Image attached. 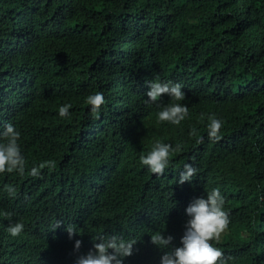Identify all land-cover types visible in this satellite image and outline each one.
Instances as JSON below:
<instances>
[{"label": "trees", "instance_id": "16d2710c", "mask_svg": "<svg viewBox=\"0 0 264 264\" xmlns=\"http://www.w3.org/2000/svg\"><path fill=\"white\" fill-rule=\"evenodd\" d=\"M157 76L182 85L180 124L156 116L177 101L145 102ZM97 91L93 114L85 97ZM9 122L25 173H0V264H75L111 234L137 240L124 264H153L163 250L149 236L180 243L196 187L228 201L226 264H264V0H0V131ZM156 140L181 144L160 175L139 159ZM185 164L198 174L180 183Z\"/></svg>", "mask_w": 264, "mask_h": 264}, {"label": "clouds", "instance_id": "9594fccd", "mask_svg": "<svg viewBox=\"0 0 264 264\" xmlns=\"http://www.w3.org/2000/svg\"><path fill=\"white\" fill-rule=\"evenodd\" d=\"M146 103L157 102L162 94L170 97L172 101L167 104H158L156 113L159 121H167L173 125L180 124L188 116L186 104L179 103L184 99L185 93L179 82L162 81L158 76L146 82ZM85 103L90 105V111L98 114L100 107L105 103L102 92L90 93L85 97ZM70 103H64L58 107V115L65 117L70 115ZM204 114H201L203 118ZM222 120L215 113L207 114V136L209 139H220ZM193 128L190 135L196 133ZM21 133L12 123H6L0 131V173L16 172L23 175L25 173V157L22 154L19 144ZM181 151V144H171L156 140L146 155L140 156V162L147 166L153 174H163L165 168L170 163L172 153ZM52 161L41 162L38 166L28 169L32 176L39 175V169L46 165L51 166ZM198 172L191 164L184 165V171L180 173L179 181H189ZM6 177V176H5ZM197 178H193L192 182ZM184 185V184H183ZM182 186V185H181ZM10 196L15 195L16 189L13 185L4 186ZM207 187H203L197 193V187L191 193V198L184 205L185 219L183 235L180 237L178 245L172 244L173 236L165 231H154L150 238L151 245L155 244L163 250L160 259L153 264H226L228 252L222 245L228 236L227 225L231 220L230 210L225 197L218 187L211 188L205 193ZM183 191L185 187H183ZM10 213L0 211V216H9ZM60 222H58L57 226ZM24 229V224L20 221L9 223L6 227L7 233L12 237L18 236ZM66 231L71 238L74 233H79L71 225L66 226ZM150 233L145 235V240ZM168 234V235H167ZM93 248L87 253L81 254L75 260V264H124V259L133 252V246L137 240L133 237L125 238L119 234H111L107 237L103 235L92 236ZM98 241V242H95ZM82 241H74V250H79Z\"/></svg>", "mask_w": 264, "mask_h": 264}]
</instances>
